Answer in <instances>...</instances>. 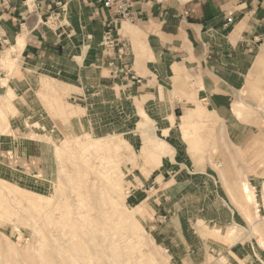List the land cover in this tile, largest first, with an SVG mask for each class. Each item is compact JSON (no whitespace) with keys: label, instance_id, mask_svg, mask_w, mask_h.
I'll use <instances>...</instances> for the list:
<instances>
[{"label":"rangeland","instance_id":"374dc122","mask_svg":"<svg viewBox=\"0 0 264 264\" xmlns=\"http://www.w3.org/2000/svg\"><path fill=\"white\" fill-rule=\"evenodd\" d=\"M258 57L264 60V51L250 62L241 88L222 93L224 102H232L226 115L255 137L244 149L230 144L225 114L202 100L200 74H186L159 102L154 94L116 95L91 76L83 80L81 96L57 78L35 75L28 76V90L20 91L12 82L18 57L13 67L0 64V110L10 119L8 131L0 128V264H98L95 256L82 258L91 236L92 243L96 238L100 246L110 241L117 247L106 250L105 263L264 264V172L260 184L249 177L258 173L250 168L264 164V67H253ZM45 84L52 89L43 90ZM152 142L174 162L176 149L185 145L197 166L209 162L211 168L173 170L164 180L157 171L163 156L160 161L142 154ZM242 178L252 183L258 203L248 211L238 201ZM154 207L162 209L155 213ZM180 241L195 248L180 251ZM235 242L239 258L225 248Z\"/></svg>","mask_w":264,"mask_h":264},{"label":"crops","instance_id":"0c3cea01","mask_svg":"<svg viewBox=\"0 0 264 264\" xmlns=\"http://www.w3.org/2000/svg\"><path fill=\"white\" fill-rule=\"evenodd\" d=\"M130 2L131 17L119 18L113 9L93 0H0V55L12 45L22 44L18 75L12 77L14 86L28 90L34 75L57 78L81 96L86 91L82 82L91 76L116 95L117 91L131 98L154 94L160 101L161 93L173 90L186 74H200L198 84L206 96L202 100L225 114L230 144L244 149L255 137L226 115L232 111V102H224L222 93L241 88L250 62L264 51V0ZM231 14L233 22L227 23ZM109 28L115 34V50L123 48L121 56L103 45ZM175 102L173 118L178 117L180 105ZM159 121L164 124V115ZM166 156L157 169L164 180L173 170L205 173L211 168L209 162L197 166L185 145L176 149L175 162ZM254 168L258 173L249 177L260 184L264 164H256L250 171ZM185 182L196 186L192 180ZM154 208L155 213L162 209ZM155 215L162 221V215ZM238 244L225 248L236 253ZM175 246L180 251L193 250L195 243L185 246L180 241Z\"/></svg>","mask_w":264,"mask_h":264},{"label":"bare ground","instance_id":"6f19581e","mask_svg":"<svg viewBox=\"0 0 264 264\" xmlns=\"http://www.w3.org/2000/svg\"><path fill=\"white\" fill-rule=\"evenodd\" d=\"M18 44V43H17ZM21 46H22V44L21 43H19V45L18 46H11L9 49H7V51H5V52H3V54H1V56H0V64L1 65H7V66H10V67H13V66H15V64H16V60H17V56L19 55V53H20V49H21ZM98 52V51H97ZM2 67V66H1ZM253 67H255L256 69H258V68H262V67H264V60H262L260 57H258L257 58V60L255 61V63H254V66ZM11 71V70H10ZM7 75V74H6ZM40 77V76H39ZM47 79H51V80H53V78H47ZM50 80V81H51ZM46 81V80H45ZM44 80H43V84H44V82H45ZM41 82V81H40ZM47 82V81H46ZM45 82V83H46ZM52 82V81H51ZM6 84H7V81L5 82ZM4 84V83H3ZM47 84H50L49 82L47 83ZM47 84H45V86H41L42 87V89L43 90H46V91H49L50 90V88L52 89V87H48L47 86ZM59 85L60 86V88L61 89H59L60 91L64 88V86L60 83V81H58L57 83H56V85ZM53 85V84H52ZM6 86V85H5ZM58 89H56V90H58ZM55 90L53 89V93H55L54 92ZM51 93V92H50ZM57 93V92H56ZM58 94V93H57ZM55 95V94H54ZM57 96V95H56ZM55 96V97H56ZM241 96V95H240ZM240 96H238V100L237 101H244V99L242 98V97H240ZM15 97V96H14ZM14 97L12 98V100H10L9 102H8V106L11 104V102H13L14 101ZM58 97V96H57ZM25 102V101H24ZM160 102V101H159ZM6 104L7 103H5L4 104V106H6ZM252 106H254L255 108L257 107V105H255V104H251ZM45 106V105H44ZM160 107V106H159ZM115 108V107H114ZM261 109V108H260ZM189 110H190V107H188L187 108V110H186V113L183 115V118H186L187 116H188V114H189ZM234 110L236 111V112H239V110L237 109V108H234ZM162 111V110H161ZM115 113V112H114ZM75 114V113H74ZM159 114V113H158ZM241 115V114H240ZM115 117V116H114ZM22 118V117H21ZM9 117H8V115L5 113V110H4V108L3 107H1V110H0V122H1V124H0V128H1V131H3V132H6V131H8L9 130V127H10V122H9ZM167 120V119H166ZM168 121V120H167ZM36 128V127H35ZM170 131V130H169ZM260 139V138H259ZM102 141V140H101ZM99 142V141H98ZM97 142V143H98ZM112 143H114L115 142V144L117 145V143H116V141H111ZM95 144L94 142H92V145H95V146H100L99 144ZM111 144V143H110ZM86 145H88L89 146V144L87 143ZM116 145H114V146H116ZM258 145V144H257ZM111 146V145H110ZM118 146V145H117ZM225 146V145H224ZM107 147H108V145H107ZM205 147V146H204ZM112 148L114 149V147L112 146ZM117 148V147H116ZM119 148V147H118ZM117 148V149H118ZM209 148V147H208ZM225 148V147H224ZM98 149H100V148H97V150ZM102 149V148H101ZM157 149H160V150H158V152H157ZM161 149L163 150V151H161ZM206 149V148H205ZM96 150V149H95ZM226 150V149H225ZM209 151H210V149H209ZM227 151V150H226ZM164 152H165V147H160V144L158 143V142H152L150 145H149V148L148 149H145V147H143V149H142V154L143 155H152V156H154L155 157V159H159L160 161H161V157L164 155ZM221 153V152H220ZM228 153V152H227ZM238 153V152H237ZM199 155V154H198ZM210 159V158H209ZM231 159V158H230ZM225 160V159H224ZM232 160V159H231ZM210 161V160H209ZM215 170V169H214ZM218 172V171H217ZM220 175V174H219ZM247 176V175H246ZM251 187H252V183L248 180V178H242L241 180H240V196L242 197H240L241 199L240 200H238L239 202H240V206L242 207V209H244V210H246V211H248V206H249V204H252V203H255V206L257 207L258 206V203H257V201H256V199H253V197H252V194H251ZM22 191H26V190H28V189H25V188H20ZM262 189H263V191H262V200H263V203H264V186L262 187ZM30 191V190H29ZM27 192V191H26ZM31 192V191H30ZM38 195V198H40V199H46V198H48V197H45L43 194H39V193H37ZM45 197V198H44ZM50 198V197H49ZM235 198V197H234ZM235 199H237V198H235ZM239 199V198H238ZM32 202V201H31ZM36 202H34V204H35ZM39 205H40V202L38 203ZM42 204V203H41ZM46 204V203H45ZM260 207V206H259ZM255 215H256V217H259L260 215H259V209H256L255 210ZM247 218H249V220H252V214L250 213V212H247ZM260 220H261V218H260ZM264 220V219H263ZM1 221V220H0ZM2 222V221H1ZM116 223V222H115ZM114 223V224H115ZM113 224V225H114ZM251 224V223H250ZM253 226V225H252ZM253 230H255V229H257L256 228V226L254 225L253 226ZM115 229V228H114ZM254 232V234L256 233L255 231H253ZM252 232V233H253ZM84 234H85V232H84ZM257 234V233H256ZM88 235V234H87ZM258 235V234H257ZM259 236V235H258ZM89 237H90V234H89ZM246 239V238H245ZM24 240V239H23ZM91 242H90V244L86 247V249L84 250V252H83V254H82V258L83 259H85L86 261L87 260H89V259H91V258H93L94 256L98 259L97 261H98V264H104L105 262H104V259H102V257H103V254L106 252V250H114V249H116L115 247H113V244L114 243H112V242H107V244H105L106 246H100V242H97V239L95 238L94 239V242L92 243V241H93V237L91 236L90 237V239H89ZM250 240V239H249ZM261 241V240H260ZM26 242V241H25ZM264 244V243H263ZM115 245H117V244H115ZM21 253H23V252H21ZM106 255L107 256H109V254L106 252ZM73 259V258H72ZM123 261L124 260H121L120 259V263L119 264H123ZM86 263V262H85ZM105 264H115V263H112V262H110V261H108L107 263H105Z\"/></svg>","mask_w":264,"mask_h":264},{"label":"built area","instance_id":"2783aa9c","mask_svg":"<svg viewBox=\"0 0 264 264\" xmlns=\"http://www.w3.org/2000/svg\"><path fill=\"white\" fill-rule=\"evenodd\" d=\"M27 0H24L26 2ZM97 3L102 4L105 8L113 9L119 18H130L131 17V2L130 0H93ZM233 22L232 14L228 16L227 23ZM103 45L108 51L115 50L116 38L113 29H107L104 33ZM119 56H121L124 51L123 48L119 47L115 50ZM116 60L113 59L111 64H114Z\"/></svg>","mask_w":264,"mask_h":264}]
</instances>
